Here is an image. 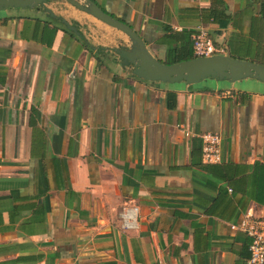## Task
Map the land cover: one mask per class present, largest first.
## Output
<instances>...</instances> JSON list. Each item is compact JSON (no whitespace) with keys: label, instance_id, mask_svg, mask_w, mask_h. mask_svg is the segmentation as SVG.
I'll return each instance as SVG.
<instances>
[{"label":"crops","instance_id":"1","mask_svg":"<svg viewBox=\"0 0 264 264\" xmlns=\"http://www.w3.org/2000/svg\"><path fill=\"white\" fill-rule=\"evenodd\" d=\"M92 1L161 62L190 56L201 30L264 64V0ZM46 6L58 18L0 10V264H248L230 225L264 217V83L143 80L111 50L123 33ZM206 131L218 162L200 159ZM124 205L137 229L119 228Z\"/></svg>","mask_w":264,"mask_h":264},{"label":"water","instance_id":"2","mask_svg":"<svg viewBox=\"0 0 264 264\" xmlns=\"http://www.w3.org/2000/svg\"><path fill=\"white\" fill-rule=\"evenodd\" d=\"M73 7L91 15L112 27L127 38V45L112 47L121 67L130 69L135 77L153 82H183L193 84L204 79L224 80L229 83L252 78L264 83V64L241 60L225 54L209 57H193L176 62L164 63L156 59L144 45L140 36L125 22L112 17L92 0H65ZM47 0H0V10L8 8H41L46 15L58 18L46 6ZM64 26L76 33L75 26L59 18Z\"/></svg>","mask_w":264,"mask_h":264},{"label":"built area","instance_id":"3","mask_svg":"<svg viewBox=\"0 0 264 264\" xmlns=\"http://www.w3.org/2000/svg\"><path fill=\"white\" fill-rule=\"evenodd\" d=\"M224 48L214 43L205 32L199 30L191 36V55L193 57H209L224 54ZM200 140V159L203 163H215L221 158V137L217 132L206 131L198 135ZM138 220L136 207L124 205L119 212V228L122 231L137 229ZM232 229H239L248 237L247 263L264 264V217L241 218L237 225H230Z\"/></svg>","mask_w":264,"mask_h":264},{"label":"trees","instance_id":"4","mask_svg":"<svg viewBox=\"0 0 264 264\" xmlns=\"http://www.w3.org/2000/svg\"><path fill=\"white\" fill-rule=\"evenodd\" d=\"M113 17V16H112ZM115 18V17H114ZM117 19V18H116ZM72 24H74V25H77L75 22H72ZM191 42V41H190ZM104 50H106V51H108L109 52V49H104V48H102V47H97L96 48V50H95V56H96V58H97V60L99 61V55L100 54H104ZM189 58H193V56L192 55H190V56H186L185 58H183V59H189ZM183 59H177V60H171V61H168V62H164V63H171V62H176V61H179V60H183Z\"/></svg>","mask_w":264,"mask_h":264},{"label":"rangeland","instance_id":"5","mask_svg":"<svg viewBox=\"0 0 264 264\" xmlns=\"http://www.w3.org/2000/svg\"><path fill=\"white\" fill-rule=\"evenodd\" d=\"M248 79H252V78H248ZM226 84H229V83H226ZM234 85H243V83H235ZM248 85L250 86V83H248Z\"/></svg>","mask_w":264,"mask_h":264}]
</instances>
